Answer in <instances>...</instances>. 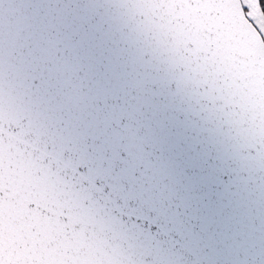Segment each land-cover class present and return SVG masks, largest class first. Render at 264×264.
I'll return each instance as SVG.
<instances>
[{
	"label": "snow or ice",
	"instance_id": "snow-or-ice-1",
	"mask_svg": "<svg viewBox=\"0 0 264 264\" xmlns=\"http://www.w3.org/2000/svg\"><path fill=\"white\" fill-rule=\"evenodd\" d=\"M0 264H264V0H0Z\"/></svg>",
	"mask_w": 264,
	"mask_h": 264
}]
</instances>
